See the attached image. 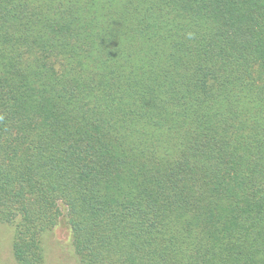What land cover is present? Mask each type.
<instances>
[{"label": "trees", "instance_id": "trees-1", "mask_svg": "<svg viewBox=\"0 0 264 264\" xmlns=\"http://www.w3.org/2000/svg\"><path fill=\"white\" fill-rule=\"evenodd\" d=\"M264 264V0H0V225L44 264Z\"/></svg>", "mask_w": 264, "mask_h": 264}, {"label": "rangeland", "instance_id": "rangeland-1", "mask_svg": "<svg viewBox=\"0 0 264 264\" xmlns=\"http://www.w3.org/2000/svg\"><path fill=\"white\" fill-rule=\"evenodd\" d=\"M14 232L12 226L0 225V264H17L10 250ZM41 246L45 253L44 264H81L73 245L66 210L58 224L43 235Z\"/></svg>", "mask_w": 264, "mask_h": 264}]
</instances>
